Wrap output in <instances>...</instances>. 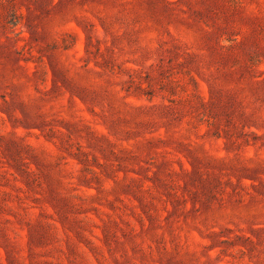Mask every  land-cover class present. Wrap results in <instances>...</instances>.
Instances as JSON below:
<instances>
[{"label": "rangeland", "instance_id": "1", "mask_svg": "<svg viewBox=\"0 0 264 264\" xmlns=\"http://www.w3.org/2000/svg\"><path fill=\"white\" fill-rule=\"evenodd\" d=\"M0 264H264V0H0Z\"/></svg>", "mask_w": 264, "mask_h": 264}]
</instances>
